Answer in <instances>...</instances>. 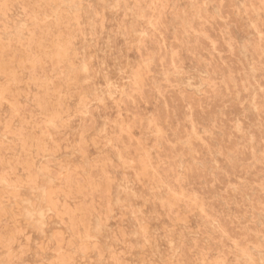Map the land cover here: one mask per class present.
Here are the masks:
<instances>
[{"label":"rangeland","instance_id":"374dc122","mask_svg":"<svg viewBox=\"0 0 264 264\" xmlns=\"http://www.w3.org/2000/svg\"><path fill=\"white\" fill-rule=\"evenodd\" d=\"M0 264H264V0H0Z\"/></svg>","mask_w":264,"mask_h":264},{"label":"bare ground","instance_id":"6f19581e","mask_svg":"<svg viewBox=\"0 0 264 264\" xmlns=\"http://www.w3.org/2000/svg\"><path fill=\"white\" fill-rule=\"evenodd\" d=\"M3 17V16H2ZM143 33V32H142ZM85 69V68H84ZM129 79V78H128ZM111 96V95H110ZM151 149V148H150ZM52 181V180H51ZM133 187V186H132ZM47 208V207H46ZM43 226V225H42Z\"/></svg>","mask_w":264,"mask_h":264}]
</instances>
